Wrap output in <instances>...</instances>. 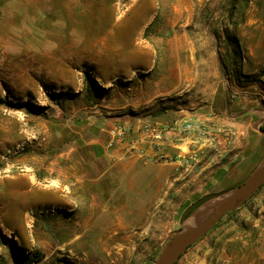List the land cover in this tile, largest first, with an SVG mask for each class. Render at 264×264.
Here are the masks:
<instances>
[{"label":"rangeland","instance_id":"1","mask_svg":"<svg viewBox=\"0 0 264 264\" xmlns=\"http://www.w3.org/2000/svg\"><path fill=\"white\" fill-rule=\"evenodd\" d=\"M157 2L0 0V264H154L189 217L246 180L201 199L167 236L159 235L163 220L137 222L101 196L91 202L101 187L61 185L85 166L105 117L132 115L119 100L160 78L153 71L105 83L85 71L74 43L104 34L100 7H118V17L145 7L153 22L144 38L158 33L160 19L188 37L196 70L173 101L214 111L227 103L253 133L264 127V0H165L164 18ZM174 264H264V184Z\"/></svg>","mask_w":264,"mask_h":264},{"label":"crops","instance_id":"2","mask_svg":"<svg viewBox=\"0 0 264 264\" xmlns=\"http://www.w3.org/2000/svg\"><path fill=\"white\" fill-rule=\"evenodd\" d=\"M158 1L156 7L164 18L165 0ZM100 8L107 12L104 34L84 45L74 43L79 53L76 60L84 61L85 71L105 83L153 71L160 78L138 85L133 97L119 100L117 108H131L132 115L105 117L91 140L85 166L60 180L61 185L88 182L91 189L101 187L99 193L92 191L91 202L101 196L104 202L117 204L123 218L163 220L159 235L167 236L201 199L238 185L252 174L264 156V144H259L264 133L260 129L253 133L246 117L237 116L230 104L214 111L212 104L173 101L196 70L188 37L172 34L177 23L160 19L154 25L158 33L144 38L153 22L145 7H127L121 17L118 7ZM189 121L203 124L208 134H182L180 127ZM144 123L163 130L162 139L143 133ZM121 125L127 131L123 138H115ZM225 136L230 137L229 145Z\"/></svg>","mask_w":264,"mask_h":264},{"label":"water","instance_id":"3","mask_svg":"<svg viewBox=\"0 0 264 264\" xmlns=\"http://www.w3.org/2000/svg\"><path fill=\"white\" fill-rule=\"evenodd\" d=\"M263 184L264 162L252 172L244 183L224 197L215 207H205L189 217L182 230L170 240L154 264H174L190 246L211 230L224 215L250 198Z\"/></svg>","mask_w":264,"mask_h":264},{"label":"built area","instance_id":"4","mask_svg":"<svg viewBox=\"0 0 264 264\" xmlns=\"http://www.w3.org/2000/svg\"><path fill=\"white\" fill-rule=\"evenodd\" d=\"M180 130L182 134H186V135L199 134L200 136H206L208 134V130L204 125H201L200 123L193 122V121L187 122L184 125H182L180 127ZM126 131L127 130L122 127L118 128L116 132H114V137L123 138ZM142 131L143 133L151 136L154 140H157V141H160L162 139V136L164 133L163 130H157V129L152 128L151 125L148 123H144L142 125ZM224 139L226 140V145H229L230 137L225 136Z\"/></svg>","mask_w":264,"mask_h":264},{"label":"trees","instance_id":"5","mask_svg":"<svg viewBox=\"0 0 264 264\" xmlns=\"http://www.w3.org/2000/svg\"><path fill=\"white\" fill-rule=\"evenodd\" d=\"M90 81H91V83L94 85V87H98L97 84L95 83V81H94L92 78H91ZM88 91H89V90H88ZM89 92H91V91H89ZM261 131L264 132V127L261 128ZM12 243H13V241H12Z\"/></svg>","mask_w":264,"mask_h":264},{"label":"bare ground","instance_id":"6","mask_svg":"<svg viewBox=\"0 0 264 264\" xmlns=\"http://www.w3.org/2000/svg\"><path fill=\"white\" fill-rule=\"evenodd\" d=\"M81 179H83V178H81ZM85 179V178H84ZM56 192V191H55ZM59 193V192H58ZM122 219V218H121ZM88 226V225H87ZM78 231V230H77ZM82 231V230H81ZM79 232V231H78ZM84 232H85V230H84ZM86 233H87V231H86ZM78 234V233H77ZM80 235H81V233H80ZM87 239V238H86ZM78 240V238H75L72 242H75V241H77ZM87 245V244H86ZM90 246V245H89ZM81 247V246H80ZM86 247H88V246H86ZM85 247V248H86ZM75 248V247H74ZM89 248V247H88ZM88 250V249H87Z\"/></svg>","mask_w":264,"mask_h":264}]
</instances>
